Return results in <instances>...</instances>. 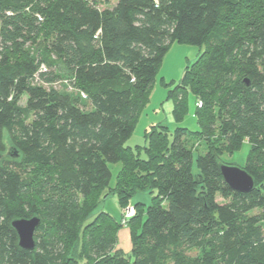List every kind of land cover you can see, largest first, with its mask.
<instances>
[{
	"label": "trees",
	"instance_id": "obj_1",
	"mask_svg": "<svg viewBox=\"0 0 264 264\" xmlns=\"http://www.w3.org/2000/svg\"><path fill=\"white\" fill-rule=\"evenodd\" d=\"M99 2L0 0V264H264V0ZM175 42L204 46L167 93L175 123L192 97L198 130L156 123L134 150L125 143ZM61 81L68 91L51 86ZM190 134L205 146L195 174ZM244 141L255 186L238 192L220 155ZM143 191L139 219L130 199ZM113 193L135 208L128 252L119 219L97 210ZM32 216L25 250L11 221Z\"/></svg>",
	"mask_w": 264,
	"mask_h": 264
},
{
	"label": "rangeland",
	"instance_id": "obj_2",
	"mask_svg": "<svg viewBox=\"0 0 264 264\" xmlns=\"http://www.w3.org/2000/svg\"><path fill=\"white\" fill-rule=\"evenodd\" d=\"M115 3V0H108V2H99L98 6L100 8L109 7L111 8ZM204 50V46H197L193 44L187 43H172L167 50L161 65L159 66L157 73L155 75V81L153 84V88L149 97L148 102L146 103L143 111L141 112L133 131L126 141L125 145L136 149L137 146L143 147L145 145V138H144V130L149 128L150 125L156 124L160 122L163 125L169 127L170 131H173L177 126L178 127H186L191 131H197L198 126L196 124V118L193 114L194 107L192 102V97L189 95L187 98V105L188 109L184 113L182 121L179 123H175L170 113V109L168 105L173 104L171 98L167 99L168 90L173 89L175 85L178 83L179 79L182 76L183 70L185 66L189 63H192L199 54ZM48 87L49 85H45ZM58 90L66 91V83L64 81L56 82L51 85ZM68 91V90H67ZM20 106L25 105V97H22L19 101ZM189 144H192L193 149V161H192V173L197 172L196 166V156L198 154H203L205 152L204 142L199 140V142L195 139V136L190 134L188 137ZM10 147V144L6 143V149L3 153V157H7V152ZM250 149V145L247 141H244L238 150L234 151L233 153L224 152L221 153V161L226 164H233L237 166H244L246 161L248 152ZM140 157L146 158L145 152L142 148H139ZM18 163V162H15ZM15 166L19 167L17 164ZM15 166H12L15 168ZM111 178L109 182V186H114L115 177L117 175L118 170L120 169L121 164L119 162L115 163H108ZM16 167V168H17ZM23 168L24 166H20ZM26 169V168H25ZM152 195L146 191L139 192L135 194L130 199V203L135 205L136 203L143 204L142 209L143 211H139V219L142 218L143 212L148 205L152 202ZM217 201L223 202L224 200L217 196ZM103 209L104 211L108 212L114 219H120L121 215V207L118 196L116 194H109L99 205L97 210ZM264 230V225H263ZM124 232V246L129 242V230L121 227L119 228V233ZM128 252V251H126ZM199 251L197 249H193L190 251V255H197Z\"/></svg>",
	"mask_w": 264,
	"mask_h": 264
},
{
	"label": "water",
	"instance_id": "obj_3",
	"mask_svg": "<svg viewBox=\"0 0 264 264\" xmlns=\"http://www.w3.org/2000/svg\"><path fill=\"white\" fill-rule=\"evenodd\" d=\"M245 83H247V80H245ZM12 152V156L17 155L15 150ZM219 169L223 180L232 190L249 192L254 188V178L242 167L233 164L220 163ZM40 221L41 220L38 216L12 219L11 226L17 233L18 245L22 249L32 250L34 248V235Z\"/></svg>",
	"mask_w": 264,
	"mask_h": 264
},
{
	"label": "built area",
	"instance_id": "obj_4",
	"mask_svg": "<svg viewBox=\"0 0 264 264\" xmlns=\"http://www.w3.org/2000/svg\"><path fill=\"white\" fill-rule=\"evenodd\" d=\"M195 105L197 107H200L201 106V101L200 100H197ZM135 214V208L131 205V204H128L127 206H125L124 208H122V211H121V215H120V219H119V222L122 226H126L127 223H128V220Z\"/></svg>",
	"mask_w": 264,
	"mask_h": 264
},
{
	"label": "crops",
	"instance_id": "obj_5",
	"mask_svg": "<svg viewBox=\"0 0 264 264\" xmlns=\"http://www.w3.org/2000/svg\"><path fill=\"white\" fill-rule=\"evenodd\" d=\"M172 107H173V104L168 105V108L170 109V113H171ZM158 123H160V122H158ZM152 125H154V124H152ZM124 228H126V227H124ZM123 237H124V232L119 233L118 240H117V248H120L123 251H129L130 250V241L128 242L127 245L124 246V238Z\"/></svg>",
	"mask_w": 264,
	"mask_h": 264
}]
</instances>
